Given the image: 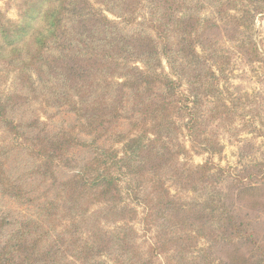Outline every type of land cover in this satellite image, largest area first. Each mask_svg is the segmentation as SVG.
<instances>
[{"label": "trees", "instance_id": "trees-1", "mask_svg": "<svg viewBox=\"0 0 264 264\" xmlns=\"http://www.w3.org/2000/svg\"><path fill=\"white\" fill-rule=\"evenodd\" d=\"M11 5L0 192L34 210L0 264H264L259 217L246 213L247 198L264 200V160L247 155L263 136L264 0ZM61 110L75 120L52 129ZM224 139L238 144L236 167L214 161ZM14 153L22 177L7 171ZM9 226L0 219V237Z\"/></svg>", "mask_w": 264, "mask_h": 264}, {"label": "rangeland", "instance_id": "rangeland-1", "mask_svg": "<svg viewBox=\"0 0 264 264\" xmlns=\"http://www.w3.org/2000/svg\"><path fill=\"white\" fill-rule=\"evenodd\" d=\"M0 8L4 11H7V17L10 19L17 18V12L14 6L11 5V0H0ZM258 30L260 32V49L264 57V18L260 19L257 23ZM262 81L264 82V65L263 70L259 71ZM238 84H243L240 81H237ZM264 85V83H263ZM249 87L257 89L259 85L256 83V80L252 78ZM56 113V118H54L50 122V126L52 129H56L57 127L63 125H69L74 122L75 117L67 112L66 110H61ZM264 121V119H263ZM260 122V121H259ZM263 128V136L257 141L253 142L255 145L249 146L247 149V155L252 158H256L260 160H264V126ZM245 137V135H243ZM224 151L221 156L214 157V161L217 164H221L224 167L231 166L236 167L238 163V144L230 142L229 140H223ZM72 158L81 162L88 157V153L83 150H74L72 153ZM208 156H195L194 162L197 164L204 163L207 161ZM27 164L24 162V155L22 153H14L8 162L7 171L12 177H22L27 171ZM24 179V177H23ZM25 188L27 187L28 181L23 180L21 182ZM264 192V191H263ZM37 195H34L38 197ZM246 205L250 208L246 212L249 217L255 218L259 217L260 220V232L264 235V200H258L257 197L247 198ZM32 205H25L21 202H18L15 199H12L0 192V219H6L12 226L4 227L2 236L0 237V246L4 243L6 238L10 235L11 231L16 227L19 222L23 221L25 218L29 217L33 208Z\"/></svg>", "mask_w": 264, "mask_h": 264}]
</instances>
